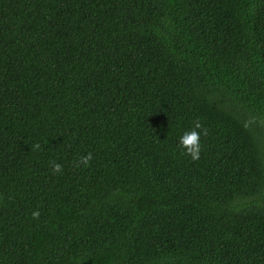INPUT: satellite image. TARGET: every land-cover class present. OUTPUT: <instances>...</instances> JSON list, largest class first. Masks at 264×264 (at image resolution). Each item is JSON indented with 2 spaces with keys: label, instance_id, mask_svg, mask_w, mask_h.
<instances>
[{
  "label": "trees",
  "instance_id": "16d2710c",
  "mask_svg": "<svg viewBox=\"0 0 264 264\" xmlns=\"http://www.w3.org/2000/svg\"><path fill=\"white\" fill-rule=\"evenodd\" d=\"M0 264H264V0H0Z\"/></svg>",
  "mask_w": 264,
  "mask_h": 264
},
{
  "label": "clouds",
  "instance_id": "9594fccd",
  "mask_svg": "<svg viewBox=\"0 0 264 264\" xmlns=\"http://www.w3.org/2000/svg\"><path fill=\"white\" fill-rule=\"evenodd\" d=\"M204 134V130L201 128L200 123H196L195 128L193 130L187 131L182 136L179 137V144L183 149L185 155L191 157L193 161H197L200 159L201 155V135ZM89 160H91V155L82 157L81 163L87 165ZM54 170L56 172L60 171V166L55 165ZM34 217H38L39 213L34 212Z\"/></svg>",
  "mask_w": 264,
  "mask_h": 264
}]
</instances>
